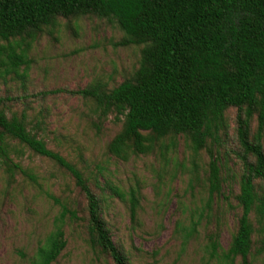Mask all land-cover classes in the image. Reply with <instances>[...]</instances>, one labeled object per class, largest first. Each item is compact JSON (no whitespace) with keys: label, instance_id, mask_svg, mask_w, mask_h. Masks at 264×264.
Returning <instances> with one entry per match:
<instances>
[{"label":"trees","instance_id":"trees-1","mask_svg":"<svg viewBox=\"0 0 264 264\" xmlns=\"http://www.w3.org/2000/svg\"><path fill=\"white\" fill-rule=\"evenodd\" d=\"M87 16L115 20L125 35L120 45L142 47L139 67L111 90L95 84L67 93L92 101L101 118L114 114L122 122L107 146L108 154L121 161L157 150L165 155L183 141L192 152L194 183L199 175L196 159L206 151L209 207L215 198L226 197L224 175L230 170L225 161L233 153L242 168L236 195L241 214L228 249L219 243L220 226L209 234L208 249L221 264H253L256 229L251 215L264 223V0H0V78L18 73L23 65L24 72L29 69L28 50L18 53V40H36L59 19ZM57 93L62 91L44 95ZM7 102L0 97V166L29 176L11 157L10 142L15 141L64 169L86 201L91 248L113 264H130L112 239L88 179L28 129L25 114L9 117ZM231 110L236 111L237 147L223 154ZM128 201L134 222L139 188L129 191ZM61 209L30 264H53L67 247V219L79 218L68 205ZM198 225L200 221L192 222L190 235Z\"/></svg>","mask_w":264,"mask_h":264},{"label":"rangeland","instance_id":"rangeland-1","mask_svg":"<svg viewBox=\"0 0 264 264\" xmlns=\"http://www.w3.org/2000/svg\"><path fill=\"white\" fill-rule=\"evenodd\" d=\"M124 37L115 20L87 16L59 19L36 40H18L16 51L28 50L29 69L24 72L23 65L18 73L0 78V97L8 100L5 110L9 117L25 114L28 129L84 174L100 199L113 241L130 264H221L210 257L208 236L220 226L219 243L226 251L237 229L242 168L236 156L225 161L230 170L224 175L226 197L215 198L209 207L206 151L196 159L194 183L192 152L183 141L165 155L157 150L121 161L108 154L107 146L122 122L114 114L101 118L92 101L67 93L95 84L111 90L130 78L142 47L121 46ZM55 90L62 93L44 95ZM235 118V110L227 113L223 154L237 147ZM10 143L14 163L29 176L0 166V264H30L52 233L62 205L76 210L79 219H67V247L53 264H113L88 242L86 201L71 175L18 142ZM132 188L140 191L134 222L128 201ZM251 220L256 229L252 262L264 264V223L255 214ZM198 221L190 235L192 222Z\"/></svg>","mask_w":264,"mask_h":264}]
</instances>
